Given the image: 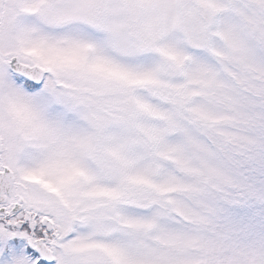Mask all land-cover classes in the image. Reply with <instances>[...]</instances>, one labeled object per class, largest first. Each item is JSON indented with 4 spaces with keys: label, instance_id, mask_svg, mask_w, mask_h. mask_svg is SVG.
Segmentation results:
<instances>
[{
    "label": "snow or ice",
    "instance_id": "obj_1",
    "mask_svg": "<svg viewBox=\"0 0 264 264\" xmlns=\"http://www.w3.org/2000/svg\"><path fill=\"white\" fill-rule=\"evenodd\" d=\"M0 264H264V0H0Z\"/></svg>",
    "mask_w": 264,
    "mask_h": 264
}]
</instances>
